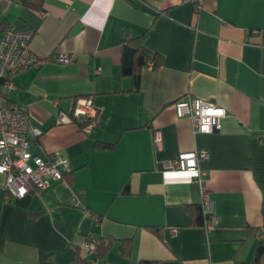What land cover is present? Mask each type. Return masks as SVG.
<instances>
[{"label": "crops", "instance_id": "0c3cea01", "mask_svg": "<svg viewBox=\"0 0 264 264\" xmlns=\"http://www.w3.org/2000/svg\"><path fill=\"white\" fill-rule=\"evenodd\" d=\"M26 1L0 0V38L9 28L31 33V51L45 63L2 87L5 104L25 109L42 131L34 154L60 153L71 173L23 198L7 194L0 174V264L81 263L91 240L111 242L90 255L96 264H259L264 0ZM141 36L158 62L140 68L135 91L122 75L123 44ZM59 54L76 59L59 64ZM82 98L100 111L89 134L73 113ZM195 98L226 110L220 131L199 133L178 116L175 103ZM201 150L204 186L164 166ZM203 191L217 219L209 232L193 212Z\"/></svg>", "mask_w": 264, "mask_h": 264}, {"label": "built area", "instance_id": "2783aa9c", "mask_svg": "<svg viewBox=\"0 0 264 264\" xmlns=\"http://www.w3.org/2000/svg\"><path fill=\"white\" fill-rule=\"evenodd\" d=\"M198 0H195L197 2ZM31 33L9 28L0 38V82L5 81V88L15 87L13 78L30 67H42L45 63L33 54L30 48ZM76 55L59 54L54 61L59 64H69L75 61ZM153 67V62L148 63ZM179 117H189L199 133H215L222 128V119L227 112L214 102L204 99L178 100L175 103ZM73 113L81 119L83 133L89 134L99 119L100 111L91 98H82L75 102ZM71 121L61 115L60 122ZM42 131L34 127L25 109L8 106L0 96V174L6 177L4 189L13 197L23 198L31 193H41L43 190L63 181L71 173L69 161L60 153H52L48 159H42L33 152V142L39 139ZM208 157L207 151L181 152L174 160L164 163L166 169L190 171L195 173L196 182L204 186L199 171L200 159ZM202 205L204 213L210 215L205 223L209 232L216 224L210 195L203 191ZM103 243L91 240L86 244L87 255L77 264H96L91 258L97 248Z\"/></svg>", "mask_w": 264, "mask_h": 264}, {"label": "trees", "instance_id": "16d2710c", "mask_svg": "<svg viewBox=\"0 0 264 264\" xmlns=\"http://www.w3.org/2000/svg\"><path fill=\"white\" fill-rule=\"evenodd\" d=\"M26 3L32 7L39 8L42 4V0H27ZM143 40H144V36H141V37L128 39L123 44L124 62L122 65V75L130 76L132 78L133 90L135 91H137L140 87V82H141V74L139 71L140 68L150 62H153V68H155L158 62V57L143 45ZM5 81L6 80L4 79L0 82V96L4 99V101L6 99V96L2 91V87H4ZM82 125H84L83 122L80 124V126ZM100 147L113 148L114 144L112 145V144L103 143L100 145ZM193 212L197 224L201 225L202 227H205L206 221L209 220L211 216L204 213L203 205L201 204L200 206L196 207L193 210ZM263 216H264V207H263ZM110 243L107 245L102 243L99 248H102L101 250L105 252L109 248ZM131 248L132 245L130 240H126L121 243V249L125 255H129L131 253ZM257 261L259 264H264V244H261L259 247V251L257 253ZM145 264H151V263L145 262Z\"/></svg>", "mask_w": 264, "mask_h": 264}]
</instances>
